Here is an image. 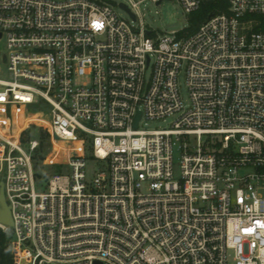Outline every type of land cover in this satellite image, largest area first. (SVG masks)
Segmentation results:
<instances>
[{
    "label": "built area",
    "instance_id": "obj_1",
    "mask_svg": "<svg viewBox=\"0 0 264 264\" xmlns=\"http://www.w3.org/2000/svg\"><path fill=\"white\" fill-rule=\"evenodd\" d=\"M147 1L164 0L120 3L127 20L111 0H0L11 264H264V0H178L222 8L162 37ZM31 125L54 146L44 169L71 176L37 173ZM88 158L104 164L91 180Z\"/></svg>",
    "mask_w": 264,
    "mask_h": 264
},
{
    "label": "rangeland",
    "instance_id": "obj_2",
    "mask_svg": "<svg viewBox=\"0 0 264 264\" xmlns=\"http://www.w3.org/2000/svg\"><path fill=\"white\" fill-rule=\"evenodd\" d=\"M125 2L128 4L127 0H111V3L114 6H117L118 13L125 19L129 20V15L119 8V4ZM140 17L144 25L158 37H162L165 35H172L173 33H182L190 27L191 15H188L183 6L180 4L178 0H164L159 6L151 1L144 2L140 5ZM4 78H9L8 74L3 76ZM180 83V95L185 106V109H188L191 105L190 92L187 86V79L184 73H181L179 76ZM31 109V108H29ZM21 114V112H19ZM34 118V117H33ZM175 121V118H168L167 120H157V121H148L147 129L155 130V129H167L170 128L172 123ZM30 120H23L22 117L19 119V123H22L24 127L28 126ZM39 130V131H38ZM31 136H28L26 141L31 139H38L37 136L39 132H44L43 129H38L36 125H31V129H29ZM66 145H62L56 143L55 155H58L61 150L66 149ZM54 151V146L49 144L46 147V155L51 154ZM104 164L102 162H98L94 159L88 158V179H93L101 167ZM47 176L48 175H65L71 176L72 169L70 167L63 166H52L47 169H43L42 171ZM13 230H11V233ZM230 264H234L231 262Z\"/></svg>",
    "mask_w": 264,
    "mask_h": 264
},
{
    "label": "trees",
    "instance_id": "obj_3",
    "mask_svg": "<svg viewBox=\"0 0 264 264\" xmlns=\"http://www.w3.org/2000/svg\"><path fill=\"white\" fill-rule=\"evenodd\" d=\"M222 8L221 5L217 3H207L203 5L199 11L191 14L190 27L186 30V35H191L197 32L202 24H204L212 13H216L217 9ZM257 31H264V22L260 27L257 28ZM27 132L24 135L25 141L28 136H31ZM40 145L39 148L34 153V165L37 173L44 169L42 166V161L46 157V147L51 144L50 137L45 132H39L37 136ZM11 242H12V233L11 232H2L0 231V262L1 264H11Z\"/></svg>",
    "mask_w": 264,
    "mask_h": 264
},
{
    "label": "water",
    "instance_id": "obj_4",
    "mask_svg": "<svg viewBox=\"0 0 264 264\" xmlns=\"http://www.w3.org/2000/svg\"><path fill=\"white\" fill-rule=\"evenodd\" d=\"M121 7L125 10H128L125 5H121ZM129 11V10H128ZM141 118V114L138 115L137 120H136V125L135 127L137 128L138 122ZM0 222L4 225L7 226H13V219L11 215V210L9 205L6 202L5 199V194H4V184H0ZM95 264H101L100 262H95Z\"/></svg>",
    "mask_w": 264,
    "mask_h": 264
}]
</instances>
